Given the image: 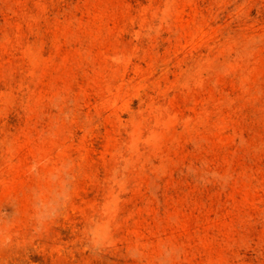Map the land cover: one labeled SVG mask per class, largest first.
Segmentation results:
<instances>
[{
    "label": "rangeland",
    "instance_id": "374dc122",
    "mask_svg": "<svg viewBox=\"0 0 264 264\" xmlns=\"http://www.w3.org/2000/svg\"><path fill=\"white\" fill-rule=\"evenodd\" d=\"M0 264H264V0H0Z\"/></svg>",
    "mask_w": 264,
    "mask_h": 264
}]
</instances>
